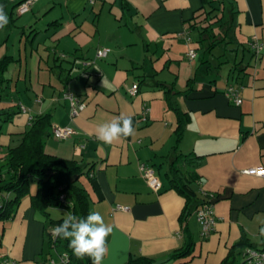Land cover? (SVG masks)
Listing matches in <instances>:
<instances>
[{"label":"crops","instance_id":"crops-1","mask_svg":"<svg viewBox=\"0 0 264 264\" xmlns=\"http://www.w3.org/2000/svg\"><path fill=\"white\" fill-rule=\"evenodd\" d=\"M22 1L0 0L9 21L0 29V64L5 62L0 109H25L2 124L0 154L20 143L34 116L50 113L52 127L74 129L66 140L46 138L44 150L83 167L78 185L87 191L89 211L113 227L103 264L142 257L156 264L229 263L230 250L243 237L264 250V175L245 173L264 170V0H36L19 14ZM203 10L228 22L230 42L211 52H205L208 40L201 41ZM131 39L146 45L143 57L126 53L130 46L138 49ZM254 39L262 45L258 55L250 49ZM96 44L110 52L91 66L87 61ZM165 47L176 50L166 60L158 53ZM151 48L155 53L149 56ZM217 48L232 56L215 55ZM198 50L200 68L191 62ZM60 53L71 54V61L60 60ZM178 60L189 61L183 77L171 71ZM133 84L135 97L127 93ZM228 87L238 90L239 106L227 96ZM69 91L85 104L73 118L65 99ZM121 113L131 116L134 134L112 144L99 141L97 126ZM182 155L200 157L194 168H183L198 177L188 211L170 183V166ZM141 164L154 169L158 192L143 179ZM208 199L217 224L203 238L195 211ZM188 242L190 254L168 261ZM51 257L43 219L27 197L10 219L0 221V264H45ZM235 264L249 263L240 258Z\"/></svg>","mask_w":264,"mask_h":264},{"label":"trees","instance_id":"trees-1","mask_svg":"<svg viewBox=\"0 0 264 264\" xmlns=\"http://www.w3.org/2000/svg\"><path fill=\"white\" fill-rule=\"evenodd\" d=\"M212 2L209 1V3ZM212 13L213 10H203L200 13L202 22L207 24L201 26L200 29L201 41L205 42V40H208L205 52H211L213 48L221 43L227 44L230 42L228 38V22L223 23L222 15H213ZM4 66L5 62H1L0 93L3 90L1 74L5 68ZM22 107L21 105L18 106L19 110L13 113H3V110L0 109V133L2 132V124L9 122L15 114L23 112ZM51 120L50 113L30 118L28 129L22 134L20 143L16 147L7 148L5 153L2 154L3 157L0 160L4 162L0 166V221L10 219L21 202L28 197L31 207L38 212L45 224L50 254L53 251L58 253V249L62 248L63 253L58 254L63 264H91L89 257L85 256L83 259H77L72 254V250L68 248V240L60 237L54 238L52 234V229L60 225L69 213L78 217H86L89 213V199L87 191L78 185L80 176L85 173L83 167L75 160L51 155L44 150L45 139L51 136L53 128ZM182 131V119H180L176 131L178 139L182 136ZM198 158L200 157L178 156L177 160L170 166L171 187L184 197V209L186 211H188L193 199L194 191L191 185L197 183L198 177L195 171L184 172L183 168L186 166L194 168L198 164ZM91 170L92 167L88 174ZM32 183L35 185L34 194L30 192ZM204 202L200 203L197 209ZM53 210H59L61 212L60 216L57 218L52 217L51 211ZM191 247V243H186V246L174 252L168 261H176L190 254L192 251ZM247 248H252V246L243 237L242 241L230 250L229 263L225 261L222 264H235L240 258L245 260L242 254ZM65 253H67V259L62 261ZM128 264L156 263L150 258L142 257L132 259ZM159 264H168V262Z\"/></svg>","mask_w":264,"mask_h":264},{"label":"clouds","instance_id":"clouds-1","mask_svg":"<svg viewBox=\"0 0 264 264\" xmlns=\"http://www.w3.org/2000/svg\"><path fill=\"white\" fill-rule=\"evenodd\" d=\"M8 16L3 6H0V29L8 24ZM135 129L131 116L121 113L110 122H104L96 128V138L105 143L133 135ZM113 227L106 224L103 216L90 210L86 217H78L69 213L63 222L52 229L55 237L68 240V248L77 259L89 257L91 264H103L109 249L106 238L112 233ZM264 233V229L261 230ZM67 253H65V256Z\"/></svg>","mask_w":264,"mask_h":264},{"label":"built area","instance_id":"built-area-1","mask_svg":"<svg viewBox=\"0 0 264 264\" xmlns=\"http://www.w3.org/2000/svg\"><path fill=\"white\" fill-rule=\"evenodd\" d=\"M36 0H25L20 3L17 7V12L19 14H24L29 11L31 5ZM89 3H93L94 0H88ZM250 48L254 52V54L258 55L262 50V45L258 43L255 39L251 41ZM108 50L98 51L96 57L98 59H103L107 56ZM189 59L195 57V51L190 50L187 54ZM127 93L131 97H135L138 93V84H133L129 89H127ZM226 94L229 98L234 102L235 105L239 106L242 102L238 90L235 87H228L226 89ZM65 99L68 101L70 106V116L73 118L79 114L85 107V104L80 101V99L71 92L65 93ZM23 112L25 109L22 107ZM149 109L145 107L143 109L141 120L145 122L147 120V113ZM75 134V131L72 127H53L51 131V135L55 140L62 141L71 138ZM140 171L143 179L146 181L149 188L158 192L161 189V182L159 178L155 175L154 169L151 166L146 164L140 165ZM245 173H256L259 176L264 175V170H247ZM196 217L201 227V235L203 238L208 237L215 229L217 224V217L213 210V202L208 199L203 203L196 211ZM243 258L245 257L246 263L249 264H264V250H257L254 248H247L244 250L242 254ZM66 256L62 258V261L66 260ZM6 262V261H4ZM45 264H55V262L49 259Z\"/></svg>","mask_w":264,"mask_h":264},{"label":"rangeland","instance_id":"rangeland-1","mask_svg":"<svg viewBox=\"0 0 264 264\" xmlns=\"http://www.w3.org/2000/svg\"><path fill=\"white\" fill-rule=\"evenodd\" d=\"M121 27V29H123L122 28V26H120ZM120 34L121 33H119V34H117V35H115L114 34V37H115V39L117 40V39H119V37L118 36H120ZM111 35V33H109L108 35H107V37H109ZM194 36L196 35L195 33L193 34ZM133 38V37H132ZM130 42V41H129ZM131 42H135V44L136 45H138V49H137V46H130L129 48H125V50H127V52L126 53H132L131 51H133L134 53H140V55H141V57H143V53H145L144 52V49H145V44L141 41V40H139V39H136V40H134V39H131ZM176 43H178V42H176ZM175 43V44H176ZM182 43V42H181ZM195 43V45H196V42H194ZM115 44V43H114ZM180 45V44H179ZM96 51H95V53H92L91 55H90V60H88L87 62L89 63V65H91V66H93V65H99L98 63L102 60V59H98L97 57H96V54L98 53V51H102V50H105V49H107L108 50V52H110V49L109 48H107V47H105L104 45H97L96 44ZM132 47V48H131ZM131 48V49H130ZM229 48H231V47H228V50H229ZM67 50V49H66ZM136 50V51H135ZM174 53L176 52V50H172ZM171 50H168L167 49V47H165V51H161V52H158V53H161V54H163L164 56H165V58H164V60H166V59H168L169 58V56H171L170 55V53H173ZM198 54H199V56L197 57V59L196 60H191V62L192 61H194V65L197 67V68H200V67H202V66H200V59H201V57H203V56H201V54L200 53H203L202 51H200V50H198V51H196ZM73 53V52H72ZM79 53V52H78ZM146 53H149V56H152L154 53H155V50H154V48H151L148 52H146ZM157 53V52H156ZM214 53H215V55H218V54H220V53H226V55H228V56H232V54H230L231 53V51H224V49L223 48H217L215 51H214ZM87 55V53H79V56L81 57H85ZM160 55V54H159ZM158 55V56H159ZM70 56H72L71 54H69V53H64L63 55H61V53H60V55H59V58H60V60H62V61H71V58H70ZM205 56H207V55H205ZM211 57V56H210ZM183 60V59H182ZM182 60H178L177 62H173L172 63V72L174 73L175 71L176 72H180V76L181 77H183V76H185V74H186V71H187V69L185 68L186 66H187V64L189 63V61L188 60H184V61H182ZM186 65V66H185ZM64 67H66V66H64ZM160 68V66L158 67V69ZM198 72V71H197ZM164 73H168V72H164ZM196 74V73H195ZM198 75V77L199 76H201L202 75V73H201V70L197 73ZM162 75H166V74H162ZM67 86V85H66ZM69 86H71V85H69ZM64 87H62V89H63ZM65 88H67V87H65ZM70 92V91H69ZM72 93V92H71ZM53 137V136H52ZM1 157H3V155H1L0 154V159H1ZM51 215H52V217H54V218H57V217H59L60 216V211L59 210H53V211H51ZM58 252H59V254H62L63 253V249L62 248H59L58 249ZM59 254L57 253V252H55V251H53L52 252V257L51 258H49V259H51V260H53L54 262H55V264H62L61 263V260H60V256H59Z\"/></svg>","mask_w":264,"mask_h":264}]
</instances>
